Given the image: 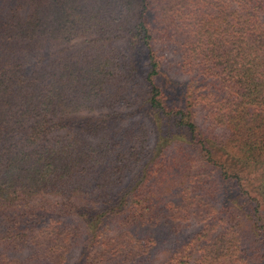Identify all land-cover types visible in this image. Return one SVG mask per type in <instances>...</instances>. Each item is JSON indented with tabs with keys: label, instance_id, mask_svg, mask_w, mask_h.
I'll return each instance as SVG.
<instances>
[{
	"label": "trees",
	"instance_id": "1",
	"mask_svg": "<svg viewBox=\"0 0 264 264\" xmlns=\"http://www.w3.org/2000/svg\"><path fill=\"white\" fill-rule=\"evenodd\" d=\"M0 264H264V0H0Z\"/></svg>",
	"mask_w": 264,
	"mask_h": 264
},
{
	"label": "rangeland",
	"instance_id": "2",
	"mask_svg": "<svg viewBox=\"0 0 264 264\" xmlns=\"http://www.w3.org/2000/svg\"><path fill=\"white\" fill-rule=\"evenodd\" d=\"M82 42H83V39L77 38V39H74L73 41H71L70 43L66 44L65 47H69V48L73 47V48H75V47L81 45ZM138 64L142 67L143 70L146 69L147 62L144 59L143 55H141V58H139V63ZM164 73L165 74H170V77H172L173 80H179V81L184 80V75H182V74H179V73L173 74L172 72H169V73L168 72H164ZM128 109L129 108H126V107H119L118 108V111L121 110L122 113L124 114V117H125V121L124 122H126L129 118H137V119H139V118L141 119L142 117L144 118V114L127 115L126 112H127ZM103 112H106V111H103ZM155 118H157V116ZM156 122H157L158 125L160 124V120L158 118L156 119ZM163 125H164V123H163ZM253 176H254V180H255V181H253V185L255 187L254 183L257 182L256 180L259 177V175H258V173H255V174H253ZM251 224H252V222H251ZM249 225H250V221H247L245 226H249ZM246 228L248 229V227H246Z\"/></svg>",
	"mask_w": 264,
	"mask_h": 264
}]
</instances>
